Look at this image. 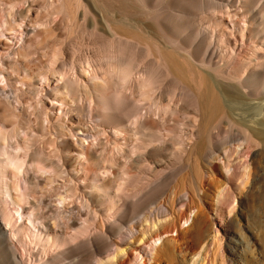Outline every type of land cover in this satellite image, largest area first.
<instances>
[{"label":"bare ground","instance_id":"obj_1","mask_svg":"<svg viewBox=\"0 0 264 264\" xmlns=\"http://www.w3.org/2000/svg\"><path fill=\"white\" fill-rule=\"evenodd\" d=\"M6 1L0 264H264V0Z\"/></svg>","mask_w":264,"mask_h":264},{"label":"rangeland","instance_id":"obj_2","mask_svg":"<svg viewBox=\"0 0 264 264\" xmlns=\"http://www.w3.org/2000/svg\"><path fill=\"white\" fill-rule=\"evenodd\" d=\"M2 1L7 2L6 0H2ZM203 25H206L205 27H207V24L205 22L203 23ZM20 99L23 102V104H26V102H28L30 100L29 97L27 95H25V94H21ZM45 148H46V150H47L48 153L51 152V146L49 144H46L45 145ZM262 213L264 214V212H262ZM18 249H19V251L21 250L19 248V246H18Z\"/></svg>","mask_w":264,"mask_h":264}]
</instances>
